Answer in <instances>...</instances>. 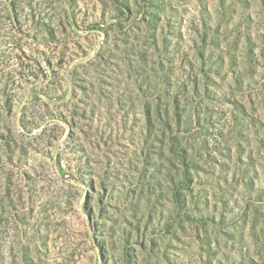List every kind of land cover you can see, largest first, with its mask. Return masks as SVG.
<instances>
[{
  "label": "rangeland",
  "instance_id": "obj_1",
  "mask_svg": "<svg viewBox=\"0 0 264 264\" xmlns=\"http://www.w3.org/2000/svg\"><path fill=\"white\" fill-rule=\"evenodd\" d=\"M0 264H264V0H0Z\"/></svg>",
  "mask_w": 264,
  "mask_h": 264
}]
</instances>
